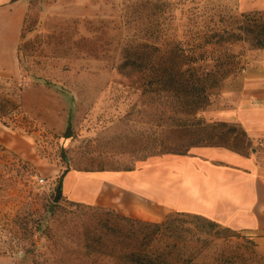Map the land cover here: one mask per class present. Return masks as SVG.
Segmentation results:
<instances>
[{"label": "rangeland", "instance_id": "374dc122", "mask_svg": "<svg viewBox=\"0 0 264 264\" xmlns=\"http://www.w3.org/2000/svg\"><path fill=\"white\" fill-rule=\"evenodd\" d=\"M26 1L17 67L0 66V264H125L121 256L139 248L191 264H264V238L201 216L169 212L150 221L64 191L54 198L63 171L129 169L154 154L231 147L234 133L225 143H194L196 132L178 126L187 117L170 96L119 65L136 43H154L159 56L177 43L220 56L224 76L199 115L224 121L218 110L232 104L251 66L264 65V48L247 38L217 43V34L251 36L264 13L245 18L236 0ZM245 132L250 143L238 150L264 169V137ZM139 228L159 229L144 246Z\"/></svg>", "mask_w": 264, "mask_h": 264}, {"label": "crops", "instance_id": "0c3cea01", "mask_svg": "<svg viewBox=\"0 0 264 264\" xmlns=\"http://www.w3.org/2000/svg\"><path fill=\"white\" fill-rule=\"evenodd\" d=\"M241 13H264V0H236ZM26 0H0V66L17 67ZM243 86L218 118L264 137V65L243 74ZM70 185V187H68ZM62 191L74 200L150 221L169 212L199 215L264 238V169L253 155L219 145L151 155L133 168L66 171Z\"/></svg>", "mask_w": 264, "mask_h": 264}, {"label": "trees", "instance_id": "16d2710c", "mask_svg": "<svg viewBox=\"0 0 264 264\" xmlns=\"http://www.w3.org/2000/svg\"><path fill=\"white\" fill-rule=\"evenodd\" d=\"M248 13L250 12L245 14L243 12V16L247 18ZM246 21L249 22L248 19ZM247 31L251 32L250 28H247ZM217 35H219L216 40L217 43L233 42L247 38L254 47L264 48V26L251 36H243L238 32H229L225 36L219 33ZM159 49L154 43L147 46L141 43L130 45L125 48L124 59L120 63L119 68L141 71L145 76L148 89L153 88L170 96L172 101L176 103L177 110L184 112L185 117H187L177 120L178 126L196 132L194 143L201 140L213 142L215 141L213 140L214 137L225 143L227 136L230 133H234L235 141L231 147L224 144L207 145L225 146L240 152L238 150L239 146L250 143V139L243 129L238 130L236 126L228 125L225 121L207 123L199 115V112L209 103V90L216 87L224 76L225 72L221 68L225 65L224 60H221L220 56H208L203 52L195 53L194 50L190 52L183 48L180 43L170 48L162 56L157 54ZM210 61L212 66L208 67L207 63ZM222 127L226 129L221 130L219 135H215L213 130L216 128L221 129ZM200 132H202L201 135L199 134ZM65 172L63 171L57 180L55 200L62 196V177ZM142 223L151 225L149 222ZM152 225L158 226L159 224L152 223ZM158 229H138L139 234H142V239H144V246L149 245ZM166 253L164 250L154 253L144 250V248H139L137 250H129L121 257L125 264H191L189 263L190 260L183 261L169 258ZM118 257L120 258V256Z\"/></svg>", "mask_w": 264, "mask_h": 264}, {"label": "bare ground", "instance_id": "6f19581e", "mask_svg": "<svg viewBox=\"0 0 264 264\" xmlns=\"http://www.w3.org/2000/svg\"><path fill=\"white\" fill-rule=\"evenodd\" d=\"M68 187H70V185Z\"/></svg>", "mask_w": 264, "mask_h": 264}]
</instances>
